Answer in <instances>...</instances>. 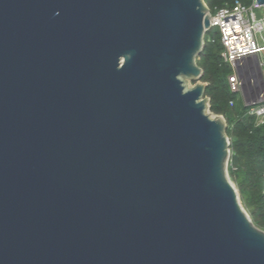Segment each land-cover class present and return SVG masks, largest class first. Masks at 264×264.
I'll return each instance as SVG.
<instances>
[{
    "label": "water",
    "instance_id": "95a60500",
    "mask_svg": "<svg viewBox=\"0 0 264 264\" xmlns=\"http://www.w3.org/2000/svg\"><path fill=\"white\" fill-rule=\"evenodd\" d=\"M210 18L205 0H0V264H264L207 112Z\"/></svg>",
    "mask_w": 264,
    "mask_h": 264
},
{
    "label": "trees",
    "instance_id": "16d2710c",
    "mask_svg": "<svg viewBox=\"0 0 264 264\" xmlns=\"http://www.w3.org/2000/svg\"><path fill=\"white\" fill-rule=\"evenodd\" d=\"M251 5L253 0H205L213 13L219 7L236 2ZM205 36V45L197 57L204 71L202 81L207 83L206 96L209 108L227 121V134L231 141L232 155H238L236 165L231 158L229 175L235 182L241 201L253 222L264 230V122L259 123L240 92L231 90L229 76L234 68L222 58L223 44L219 30L212 39Z\"/></svg>",
    "mask_w": 264,
    "mask_h": 264
},
{
    "label": "built area",
    "instance_id": "2783aa9c",
    "mask_svg": "<svg viewBox=\"0 0 264 264\" xmlns=\"http://www.w3.org/2000/svg\"><path fill=\"white\" fill-rule=\"evenodd\" d=\"M264 5L236 2L211 12L210 29L218 28L223 44L222 58L234 72L229 76L232 91L240 92L259 123L264 122V11L258 18L256 9Z\"/></svg>",
    "mask_w": 264,
    "mask_h": 264
},
{
    "label": "rangeland",
    "instance_id": "374dc122",
    "mask_svg": "<svg viewBox=\"0 0 264 264\" xmlns=\"http://www.w3.org/2000/svg\"><path fill=\"white\" fill-rule=\"evenodd\" d=\"M263 11H264L263 8H261V9H260V8H259V9H256V12H257L258 18H261V17L263 16ZM215 30H218V28H212V29L210 30V32H208L207 36H208L209 38L212 39ZM262 43H264V41H262ZM261 58L264 60V52L262 53ZM189 84L192 85V86H194V85L196 84V81H195V80H189ZM207 112H208L211 116H213V117L218 116V115L214 114V113L210 110L209 105H208ZM233 182H234V181H233ZM234 183H235V182H234Z\"/></svg>",
    "mask_w": 264,
    "mask_h": 264
}]
</instances>
